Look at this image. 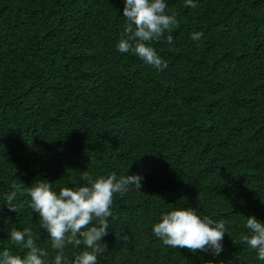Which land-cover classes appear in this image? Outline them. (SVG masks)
<instances>
[{"label": "trees", "instance_id": "1", "mask_svg": "<svg viewBox=\"0 0 264 264\" xmlns=\"http://www.w3.org/2000/svg\"><path fill=\"white\" fill-rule=\"evenodd\" d=\"M165 2L178 26L151 45L160 71L116 48L123 0H0V193L18 185L20 209L0 200V252L23 256L9 230L31 227L52 264L24 189L115 172L141 175L142 187L115 196L98 264H264L240 240L248 217L264 223V0ZM178 208L225 222L219 255L153 234Z\"/></svg>", "mask_w": 264, "mask_h": 264}, {"label": "clouds", "instance_id": "2", "mask_svg": "<svg viewBox=\"0 0 264 264\" xmlns=\"http://www.w3.org/2000/svg\"><path fill=\"white\" fill-rule=\"evenodd\" d=\"M123 16L128 24L122 38L116 45L121 54H131L145 64L162 71L167 67L151 46L160 41L165 33H171L178 26L175 14L166 13L165 0H123ZM190 8L196 7L194 0H186ZM202 32H194L191 39L199 41ZM167 43H173V36L167 35ZM85 185L77 188L62 187L59 191L52 183L39 180L24 189L30 198L29 207L39 216L40 228L49 235L51 248L55 250L52 264H98V256L107 250L102 243L108 235L109 218H114L113 204L117 194L123 196L133 188L141 192L143 177L139 174L120 175L115 172L107 176L93 177L87 171L82 172ZM12 191L0 193V200L8 209L19 212L13 203L19 187L13 184ZM246 229L240 240L255 250L257 259L264 261V223L254 216L246 219ZM153 234L163 245L173 249H184L195 253L210 249L213 255L223 251L222 241L228 233L225 222L215 221L208 216H199L193 208H178L162 214L160 222L152 227ZM121 241H127L125 233L116 234ZM11 245L26 250L24 255L13 254L8 248L0 252V264H46L44 259L49 253L38 246L31 227L9 230ZM83 249L69 259L65 253L68 246ZM211 264V262H210Z\"/></svg>", "mask_w": 264, "mask_h": 264}]
</instances>
